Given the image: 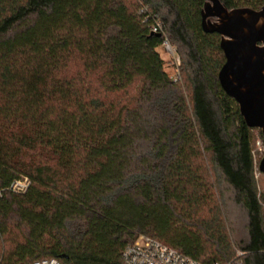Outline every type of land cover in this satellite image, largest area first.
Instances as JSON below:
<instances>
[{
  "label": "trees",
  "instance_id": "1",
  "mask_svg": "<svg viewBox=\"0 0 264 264\" xmlns=\"http://www.w3.org/2000/svg\"><path fill=\"white\" fill-rule=\"evenodd\" d=\"M203 3L0 0V264H123L140 234L206 263L264 264L257 128L219 85L224 56L201 28ZM23 179L25 192L10 188Z\"/></svg>",
  "mask_w": 264,
  "mask_h": 264
},
{
  "label": "water",
  "instance_id": "2",
  "mask_svg": "<svg viewBox=\"0 0 264 264\" xmlns=\"http://www.w3.org/2000/svg\"><path fill=\"white\" fill-rule=\"evenodd\" d=\"M200 16L202 30L220 37L219 85L246 125L260 130L264 144V5L228 9L220 0H204ZM257 168L264 173V153Z\"/></svg>",
  "mask_w": 264,
  "mask_h": 264
},
{
  "label": "built area",
  "instance_id": "3",
  "mask_svg": "<svg viewBox=\"0 0 264 264\" xmlns=\"http://www.w3.org/2000/svg\"><path fill=\"white\" fill-rule=\"evenodd\" d=\"M150 30L152 33H163L159 22H154L150 26ZM162 45L169 52L173 51L177 54L166 37ZM177 59L179 65L178 56ZM28 186L29 180L23 179L14 181L10 185V188L19 192H25ZM240 254V252L237 253V255ZM121 260L123 264H239L237 261L227 263H221L219 261L202 262L145 234L138 235L131 243L123 248ZM33 264H59V262L55 258H46L37 260Z\"/></svg>",
  "mask_w": 264,
  "mask_h": 264
},
{
  "label": "rangeland",
  "instance_id": "4",
  "mask_svg": "<svg viewBox=\"0 0 264 264\" xmlns=\"http://www.w3.org/2000/svg\"><path fill=\"white\" fill-rule=\"evenodd\" d=\"M159 51L162 58L166 61L165 66L168 74L171 77L176 78L178 74L177 66H179L177 59L178 54H175V52L173 51L169 52L168 50L165 49L163 45L159 47ZM135 93H136L135 86H133L129 88L124 98H131V96H134ZM253 136H254L253 152L256 163L258 164V161L260 160L261 156L264 153V144L259 130L255 129L253 132ZM256 178H257L258 188L262 190L264 188V176L256 174ZM219 198H220V202L221 203L223 202L224 212L227 213L228 221L235 229L234 236L238 234L239 237L246 238V232L244 226V222H245L244 213L240 207H238L232 202L231 192L225 188L224 192L223 193L221 192Z\"/></svg>",
  "mask_w": 264,
  "mask_h": 264
}]
</instances>
